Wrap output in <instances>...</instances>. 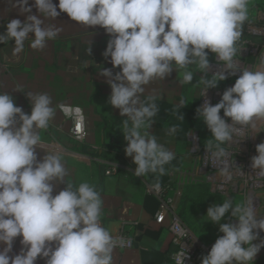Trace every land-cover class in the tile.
<instances>
[{
    "label": "clouds",
    "instance_id": "obj_1",
    "mask_svg": "<svg viewBox=\"0 0 264 264\" xmlns=\"http://www.w3.org/2000/svg\"><path fill=\"white\" fill-rule=\"evenodd\" d=\"M11 2L25 19L7 22L0 43L13 41L17 54L26 40H30L32 49H43L55 39L62 29L45 24V18L55 20L61 13L77 24L98 26L110 37L102 55L119 72L113 75L112 69L105 68L99 74L111 90L107 103L125 117L119 129L136 177L149 173L162 176L165 165L175 158L149 132L152 118L159 111L156 97L142 100L141 96L145 85L157 78L165 79L176 69L183 70L181 83L191 84L195 73L189 66H196L202 74L199 82L205 86L202 97L218 82L238 74L219 102L212 105L205 100L196 109L197 117L211 134L204 146L205 155L225 181L232 180L231 168L235 167L234 161L229 162L225 145L242 141L234 137L243 135L245 129L251 130L250 136L264 131L258 127L264 121V70L243 68L234 59L236 43L248 20L249 0ZM33 7L37 14H32ZM210 54L222 62V67L218 65L219 70L211 75L212 80L205 78L211 68ZM26 98L30 114L16 106L9 93H0V264H35L38 257L45 264H112L114 249L131 246L132 241L114 237L101 225L100 194L87 182L78 186L68 182L61 147L46 149L40 135L58 109L82 127V109L68 104L53 106L47 93H27ZM38 150L44 152L40 159ZM255 152L250 167L256 176L264 177V142L256 146ZM60 183L65 187L53 195ZM152 187L159 190V182ZM229 212L236 223H221ZM205 216L219 225L222 235L201 257V264H253L264 248V239L253 243L264 232V215L257 214L254 199L247 197L234 204L226 197L222 203L208 207ZM173 231L185 235L178 225ZM17 237L22 247L18 254L10 255ZM173 259L175 264H184L188 259L184 246Z\"/></svg>",
    "mask_w": 264,
    "mask_h": 264
},
{
    "label": "crops",
    "instance_id": "obj_2",
    "mask_svg": "<svg viewBox=\"0 0 264 264\" xmlns=\"http://www.w3.org/2000/svg\"><path fill=\"white\" fill-rule=\"evenodd\" d=\"M32 14H37L35 7ZM11 19L23 21L25 16L19 14L11 0H0V29ZM254 21L264 24V0H249L248 20L236 47L246 39L245 25ZM45 24H56L62 31L43 49H32L30 40L25 41L19 54L13 51L14 48L10 49L0 66V93H9L16 106L28 114L31 105L27 93H47L53 106H79L84 113L87 132L84 143H75L69 138L71 123L58 110L48 129L41 130L40 135L46 149L61 147L63 163L69 172L68 182L74 186L87 182L100 194L101 225L112 235L125 227L126 233L133 238L130 249H114L112 264H172L169 256L173 247L168 223L158 225L155 222L153 216L158 203L146 194L143 184L161 175L149 173L136 177L133 174L135 165L132 158L125 155L126 141L119 129L125 117L107 103L111 90L99 74L105 68L112 69L102 55L110 37L98 26L89 28L72 22L64 13L55 20L45 18ZM214 59L215 56L210 54V62ZM189 70L195 73L191 84L181 83L183 70L176 69L165 79L157 78L145 85L141 96L142 100L148 96L156 97L159 111L152 118L149 132L174 153L175 158L165 165V175L167 183L184 194L186 189L197 188L209 192L207 184L194 176L199 164L190 151L188 140L189 135L197 132L202 145L211 135L196 114L201 84L197 79L199 72L194 65L189 66ZM112 71L115 75L119 68ZM43 155V151H37L38 159ZM108 163L121 167L109 177L104 175ZM64 187V183L56 185L53 195ZM20 239L17 237L14 241L10 255L19 253ZM35 264L45 262L38 257Z\"/></svg>",
    "mask_w": 264,
    "mask_h": 264
},
{
    "label": "built area",
    "instance_id": "obj_3",
    "mask_svg": "<svg viewBox=\"0 0 264 264\" xmlns=\"http://www.w3.org/2000/svg\"><path fill=\"white\" fill-rule=\"evenodd\" d=\"M254 22H250L245 25L244 34L246 35V39H244L241 44L237 46V54L234 59L243 68L256 71L261 70L264 64L262 60L264 56V24ZM2 64L3 61L0 58V66ZM210 65L211 68L205 78L212 80L213 77L211 75L219 70V66L222 67V62L217 61L215 58L212 62H210ZM201 75V73L197 75L198 80H200ZM237 76H232L224 81L218 82L217 87L208 89L206 96L204 97H202V91L205 86L201 83L199 86L198 96L199 107L205 100H208L212 105L219 102L223 91L226 88L233 86ZM60 113L71 123L68 132L69 138L75 143H84L87 132L84 123L83 111L81 113L83 116L82 127H78V121L76 119L66 117L62 112ZM220 115L223 117V111H221ZM227 122L231 123L230 119L227 120ZM258 127L260 130H264V122H260ZM261 133H264V131H261L255 136H250L253 135L251 130L245 129L243 135L234 137V140L242 141L232 145H225L227 151L230 153L229 162L231 163L234 161L235 166L231 168L233 173L231 181H225L219 174V169L213 166L211 160L206 157L204 149L205 144L201 145L198 133L193 132L188 137L190 142V151L198 159L199 164L194 176L207 184L209 193L223 199L230 197L233 202L236 201L237 203H242L247 197H252L254 199L255 207H257L258 215H264L262 212L264 199V177H258L255 175L250 167V161L251 158L256 155V146L262 141L258 140ZM119 168L121 167L118 164L108 163L104 170V175L108 177L113 176L118 172ZM132 171L134 172V169H132ZM143 184L146 194L153 197L158 203L157 210L153 216L155 222L163 224L168 221V232L170 233L171 245L173 247V251L169 256L170 262L175 264L173 256L181 249L182 246H184L188 253V259L184 261V264H201V257L208 254L211 246L214 244L215 240L222 235V233H219L216 238L210 241L200 240L179 216L178 202L182 192L178 187L166 183L160 185L159 190H156L152 187L154 184L148 183L147 181H144ZM229 222L233 224L236 223V220L231 218L230 212L228 213L226 223ZM174 225L182 227L185 231V235L178 236L176 232L173 231ZM113 236L123 237L126 240L132 241L131 246H117L115 249H130L133 246V238L126 233L125 227H122ZM259 239H264V237H259L258 240L253 243H259ZM262 260H264V248H262L256 255L253 264H258Z\"/></svg>",
    "mask_w": 264,
    "mask_h": 264
},
{
    "label": "rangeland",
    "instance_id": "obj_4",
    "mask_svg": "<svg viewBox=\"0 0 264 264\" xmlns=\"http://www.w3.org/2000/svg\"><path fill=\"white\" fill-rule=\"evenodd\" d=\"M263 139L264 133H261L258 140L264 142ZM180 200L178 207L179 216L200 240L210 241L219 235V225L211 223L205 214L208 207L213 203H222L224 201L223 198L212 195L204 191L203 188H197L193 190L186 189L185 194L184 192L181 194ZM233 203L236 204L237 202L234 201ZM262 206V212L264 213V199ZM227 217L228 214L222 219L221 223H226ZM262 262L264 263V260Z\"/></svg>",
    "mask_w": 264,
    "mask_h": 264
},
{
    "label": "water",
    "instance_id": "obj_5",
    "mask_svg": "<svg viewBox=\"0 0 264 264\" xmlns=\"http://www.w3.org/2000/svg\"><path fill=\"white\" fill-rule=\"evenodd\" d=\"M6 31V28L0 29V33H4ZM14 48V42L13 41H4L3 43H0V58L3 61V58L5 55L10 51V49ZM259 237H264V232L259 234Z\"/></svg>",
    "mask_w": 264,
    "mask_h": 264
},
{
    "label": "trees",
    "instance_id": "obj_6",
    "mask_svg": "<svg viewBox=\"0 0 264 264\" xmlns=\"http://www.w3.org/2000/svg\"><path fill=\"white\" fill-rule=\"evenodd\" d=\"M151 174V173H150ZM149 183L151 184H155L157 182H159L160 185H163V184H166L167 183V179H166V175H162L161 177L159 178H156V179H152V180H148ZM168 223V221H166ZM165 222V223H166ZM158 224V223H157ZM164 224V223H163ZM163 224H158V225H163ZM258 264H264L262 261L259 262Z\"/></svg>",
    "mask_w": 264,
    "mask_h": 264
},
{
    "label": "bare ground",
    "instance_id": "obj_7",
    "mask_svg": "<svg viewBox=\"0 0 264 264\" xmlns=\"http://www.w3.org/2000/svg\"><path fill=\"white\" fill-rule=\"evenodd\" d=\"M263 58H264V56H263ZM263 60V62H264V59H262ZM261 70H264V64H263V67L261 68ZM264 122V121H263Z\"/></svg>",
    "mask_w": 264,
    "mask_h": 264
}]
</instances>
